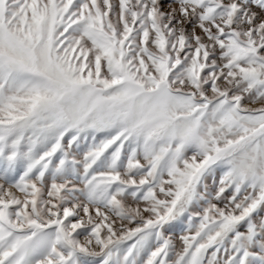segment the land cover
Returning a JSON list of instances; mask_svg holds the SVG:
<instances>
[{"label":"snow or ice","instance_id":"snow-or-ice-1","mask_svg":"<svg viewBox=\"0 0 264 264\" xmlns=\"http://www.w3.org/2000/svg\"><path fill=\"white\" fill-rule=\"evenodd\" d=\"M0 264H264V0H0Z\"/></svg>","mask_w":264,"mask_h":264}]
</instances>
